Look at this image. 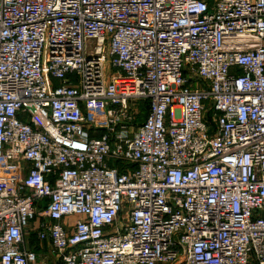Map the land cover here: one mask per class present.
<instances>
[{"label":"built area","instance_id":"built-area-1","mask_svg":"<svg viewBox=\"0 0 264 264\" xmlns=\"http://www.w3.org/2000/svg\"><path fill=\"white\" fill-rule=\"evenodd\" d=\"M31 230L59 264H264V0H0V264Z\"/></svg>","mask_w":264,"mask_h":264},{"label":"rangeland","instance_id":"rangeland-1","mask_svg":"<svg viewBox=\"0 0 264 264\" xmlns=\"http://www.w3.org/2000/svg\"><path fill=\"white\" fill-rule=\"evenodd\" d=\"M114 70L115 69H111L110 72ZM131 107L135 113V117L132 120H128L127 118H121L120 122L117 125V128H120L121 125H129V133H133L137 125L141 123L148 114V108L145 101L139 100L131 102ZM101 131L102 130L100 129L95 133L98 134ZM26 240L29 242V247L34 249L39 255L38 261L34 264H59L56 255L52 253L49 245L47 243H41L40 241H38L35 234L32 235V233L29 232V235H26Z\"/></svg>","mask_w":264,"mask_h":264},{"label":"crops","instance_id":"crops-1","mask_svg":"<svg viewBox=\"0 0 264 264\" xmlns=\"http://www.w3.org/2000/svg\"><path fill=\"white\" fill-rule=\"evenodd\" d=\"M31 233L35 234V231L34 230H31Z\"/></svg>","mask_w":264,"mask_h":264},{"label":"trees","instance_id":"trees-1","mask_svg":"<svg viewBox=\"0 0 264 264\" xmlns=\"http://www.w3.org/2000/svg\"><path fill=\"white\" fill-rule=\"evenodd\" d=\"M32 235H33V233H32Z\"/></svg>","mask_w":264,"mask_h":264}]
</instances>
